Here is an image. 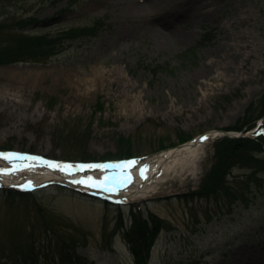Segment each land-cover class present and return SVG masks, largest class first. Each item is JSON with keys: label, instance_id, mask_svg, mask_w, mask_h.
Instances as JSON below:
<instances>
[{"label": "rangeland", "instance_id": "obj_1", "mask_svg": "<svg viewBox=\"0 0 264 264\" xmlns=\"http://www.w3.org/2000/svg\"><path fill=\"white\" fill-rule=\"evenodd\" d=\"M71 1L0 0V22L65 10L28 28L36 33L101 20L95 34L66 42L48 61L0 65V149L71 162L149 156L241 122L264 90V0H191L197 13L159 25L157 45L149 25L164 12L160 0ZM214 141L195 172L187 166L160 176L153 191L126 202L40 178L11 186L40 190L26 201L0 193V239L13 226H38L41 205L77 239L85 264H136L118 224L121 215L128 226L134 210L167 224L148 264H264V172L247 205L186 200L213 163Z\"/></svg>", "mask_w": 264, "mask_h": 264}, {"label": "trees", "instance_id": "obj_2", "mask_svg": "<svg viewBox=\"0 0 264 264\" xmlns=\"http://www.w3.org/2000/svg\"><path fill=\"white\" fill-rule=\"evenodd\" d=\"M57 1L59 0H54ZM79 1L72 0L70 6ZM64 12L63 9L57 15L46 17L44 20L34 16H22L0 22V65L48 61L65 48L66 42L86 37L90 34L89 31L95 34L96 28L91 27L100 26L101 20L98 19L91 26L63 28L55 35L36 33L28 29L42 21L52 22ZM203 38L206 36L203 35ZM251 107V112L246 114L241 122L225 130H249L257 118L264 116V90ZM188 138L189 136H181L180 141ZM213 148V163L199 189L190 192L186 200L216 199L227 205L230 210L236 203L247 205L253 195V180L261 186L259 173L264 172V132L256 133L255 137H221L214 142ZM235 168H243L247 172L242 177L234 176L232 172ZM2 191L0 190V193ZM4 193L11 200L20 198L26 201L35 196V193L9 189ZM37 211L41 221L38 226L31 225L26 229L13 226L8 235L0 239V264H85L86 259L76 249L77 239L65 235L58 227L59 221L50 218L51 213L47 214L41 205ZM129 216L128 226L121 224V215L119 216V227L135 263L148 264L155 239L167 224L163 218L152 212L141 215L133 210Z\"/></svg>", "mask_w": 264, "mask_h": 264}, {"label": "bare ground", "instance_id": "obj_3", "mask_svg": "<svg viewBox=\"0 0 264 264\" xmlns=\"http://www.w3.org/2000/svg\"><path fill=\"white\" fill-rule=\"evenodd\" d=\"M163 13L159 14L155 22L149 25V32L153 36V43L157 45L162 40L158 31L159 25L167 27L174 25L187 17L197 13L191 0H160ZM217 131H208L198 135L194 140L177 147L163 150L151 157L134 160L124 164L125 180L120 185L110 187L104 181V175L109 176L113 169L121 171L122 168L114 166L73 165L66 162L50 161L36 156H14L0 153V163H14L15 169L0 172V183H19L23 179L37 182H61L77 188L101 193L111 199L128 201L145 196L155 188L154 184L170 172L183 171L191 166L195 172L197 160L202 157L206 147L213 141ZM203 138V139H202ZM26 173L27 176H21ZM108 173V174H107ZM123 180V179H122Z\"/></svg>", "mask_w": 264, "mask_h": 264}, {"label": "water", "instance_id": "obj_4", "mask_svg": "<svg viewBox=\"0 0 264 264\" xmlns=\"http://www.w3.org/2000/svg\"><path fill=\"white\" fill-rule=\"evenodd\" d=\"M220 136H229V137H231V136H236V135H233V134H231V133L228 132V131H223L222 134H221Z\"/></svg>", "mask_w": 264, "mask_h": 264}, {"label": "snow or ice", "instance_id": "obj_5", "mask_svg": "<svg viewBox=\"0 0 264 264\" xmlns=\"http://www.w3.org/2000/svg\"><path fill=\"white\" fill-rule=\"evenodd\" d=\"M203 139V138H202ZM88 167H98V166H88ZM4 170H0V172H3Z\"/></svg>", "mask_w": 264, "mask_h": 264}]
</instances>
